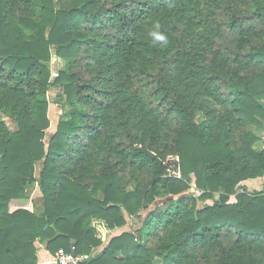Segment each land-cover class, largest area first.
Here are the masks:
<instances>
[{"label":"trees","instance_id":"16d2710c","mask_svg":"<svg viewBox=\"0 0 264 264\" xmlns=\"http://www.w3.org/2000/svg\"><path fill=\"white\" fill-rule=\"evenodd\" d=\"M51 86L67 108L45 143ZM252 126L264 0H0V264H38L37 241L81 264H264V191L241 185H264ZM127 218L145 238L105 243Z\"/></svg>","mask_w":264,"mask_h":264},{"label":"rangeland","instance_id":"374dc122","mask_svg":"<svg viewBox=\"0 0 264 264\" xmlns=\"http://www.w3.org/2000/svg\"><path fill=\"white\" fill-rule=\"evenodd\" d=\"M50 70L52 77L56 76L57 73V62L52 59L49 62ZM61 91L60 86H51L50 89L48 90L47 93V100H48V111L47 115L50 120V126L49 128L45 131V137L44 141L45 143L48 142V138L53 134V132L56 129L57 122L62 118L65 114L66 108L67 107H62L61 101L59 98V93ZM216 107V106H215ZM217 108V107H216ZM8 120V118H7ZM11 121V120H10ZM11 127H14V124H10ZM251 129L255 131L258 136L262 139H264V129L257 128L252 126ZM254 147L256 149H260L262 147V142H257ZM41 169V162H37L35 164V176L38 177L39 172ZM263 177H258L253 180V182H243L241 185L245 186L249 191H264V185H263ZM131 187V186H129ZM201 193V191L197 188V182H196V177L194 175L191 176V186L190 189L185 192V195H195L198 196ZM30 194H31V199L34 201L35 205V210L36 211H41L42 210V199H41V193L38 188V186L31 187L30 189ZM217 196L216 194L214 195L213 199L207 200L206 203H212L213 200H216ZM164 199H157L152 205H150L149 209H153L155 207L162 208L164 204L162 203ZM231 201H233V198H231ZM148 211H145L142 213V216L146 214ZM138 229L141 232V237L142 239L145 238V228L140 225V224H135L132 222L130 218H127V224L121 228H118L116 231H112L109 236H114V235H119L123 231H130V230H135ZM105 238L106 235L102 234ZM108 236V237H109ZM106 239H108L106 237Z\"/></svg>","mask_w":264,"mask_h":264},{"label":"built area","instance_id":"2783aa9c","mask_svg":"<svg viewBox=\"0 0 264 264\" xmlns=\"http://www.w3.org/2000/svg\"><path fill=\"white\" fill-rule=\"evenodd\" d=\"M164 164L166 165V170L171 176H180L179 158L178 156H168ZM56 264H81L87 260L84 255L76 254L73 248L70 251H65L59 248L54 254Z\"/></svg>","mask_w":264,"mask_h":264},{"label":"crops","instance_id":"0c3cea01","mask_svg":"<svg viewBox=\"0 0 264 264\" xmlns=\"http://www.w3.org/2000/svg\"><path fill=\"white\" fill-rule=\"evenodd\" d=\"M253 180H255V179H248V180H245V182H253ZM116 230H118V228L114 229L113 231H116ZM108 236L109 235H107V236H105V238H103L105 243L107 242V240L110 237H112V236H109V237ZM106 237L108 239H106ZM35 247H36V256H37V263L38 264H56L54 255L50 254L46 250L44 243L37 241V242H35ZM103 247H104V245L94 248L91 252V257L98 255L102 251ZM87 259H89V258L87 257Z\"/></svg>","mask_w":264,"mask_h":264},{"label":"water","instance_id":"95a60500","mask_svg":"<svg viewBox=\"0 0 264 264\" xmlns=\"http://www.w3.org/2000/svg\"><path fill=\"white\" fill-rule=\"evenodd\" d=\"M99 228H100L101 232L104 233L103 227L99 226Z\"/></svg>","mask_w":264,"mask_h":264},{"label":"clouds","instance_id":"9594fccd","mask_svg":"<svg viewBox=\"0 0 264 264\" xmlns=\"http://www.w3.org/2000/svg\"><path fill=\"white\" fill-rule=\"evenodd\" d=\"M158 38H161L162 39V37H158Z\"/></svg>","mask_w":264,"mask_h":264}]
</instances>
